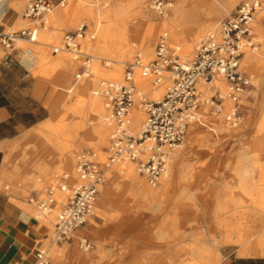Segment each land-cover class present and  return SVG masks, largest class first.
Masks as SVG:
<instances>
[{
    "label": "rangeland",
    "instance_id": "obj_1",
    "mask_svg": "<svg viewBox=\"0 0 264 264\" xmlns=\"http://www.w3.org/2000/svg\"><path fill=\"white\" fill-rule=\"evenodd\" d=\"M31 1L33 0H23L20 6L11 7L16 12L17 19L22 20L25 25L16 26L14 24V26H6L4 31L33 25L30 19L22 17L24 7ZM77 1L83 5L85 4V6L87 4L84 2L85 0ZM107 1L108 3H104V0H100L99 5L86 7L94 8L95 6L96 8L100 7L108 10L115 6H125L128 13L135 11V6L131 4L132 0ZM241 1L243 0H238L235 4L224 8L223 13L216 18V21L218 22L231 14ZM173 2H176V0H173ZM69 3L70 0H64L63 5L59 6L62 13L58 19H55L52 14L53 5L52 11L47 15L45 28L39 27L36 30V41H25V46L19 41L16 43V48L20 52H24L26 46L31 48L32 54L38 59V67L40 65L53 67V63L64 58H68L72 63V70H68L69 72L66 73L63 72L61 76L63 79L68 77L66 83L61 84L58 89L52 87L51 81L47 78L35 74L36 77L47 83L45 104L49 110V118L58 115L56 110L51 115L48 107V103L53 96V88L55 90L53 101L55 102L58 99V92L63 91L65 93L68 105L75 103L80 95V92H78V87L82 84L80 81L71 92L67 91L75 83L76 75L81 72L84 57H75L71 51L65 48L59 49L57 53H54L56 56H53V48L63 46L65 35H74L83 26L84 35L81 39L76 38V41L80 46V51L92 57L90 74L82 75V78L86 79L85 91L88 96L94 94L101 80H113L106 76L98 75L95 71L96 66L107 68L106 61L112 58L121 59L123 78L130 63L138 61L140 64H147L155 58L154 55L151 59L142 60L137 55L138 52H134L132 57L124 56L120 58L115 52L114 46L117 39L113 36L100 37L97 35L96 38L92 39L93 43L90 45V50L86 51L84 44L88 43L86 37L92 24H88L86 20H81V18L69 20L63 13L68 8ZM144 4L153 21L161 22L164 19L163 16L154 14L150 10L149 0H144ZM168 12L170 14V10ZM263 15L264 12L255 16L253 23V34L254 36L257 34L258 38L259 32L256 24L263 21ZM142 28L144 29L145 26L143 25ZM204 34L205 32H202V36L193 42L192 48L188 53H183L181 49L174 47L170 42L168 44L182 58L190 59L195 52L196 45ZM161 35L163 33L160 31L155 36V48ZM260 39H256L258 50L263 42ZM6 53L7 51L0 45V58ZM243 65L251 77L252 84L242 96L241 103L237 104L236 121H238V125L234 128H229L225 125L223 112H215L211 108L207 109L211 116L219 119L227 135H217L213 129L206 125H200L191 131L188 127L186 136L181 143L182 147H175V152L173 156L171 155L168 162V170L171 171L168 175L170 178L169 185H164L159 180V184L156 187L154 186L156 189H160V192L165 191V193L148 203L139 198L136 190L129 188L130 185L118 175V179L112 181L111 188L108 191L107 211L98 212L95 207L96 213L92 217L91 223L84 224L80 231H75L72 240L70 239L69 241L56 242L53 240V224L55 215H57L56 212L59 209L51 210L42 219L38 218L41 224L49 228L47 239L42 240L40 250L45 251V257L51 264H191L194 262L193 255L188 250L191 246L195 243L210 246L217 241H221L227 235L232 224L238 221V218L243 213L242 211L252 209L251 201L256 200L263 193L264 187V128L260 129L264 122L260 108V101L264 98V82L259 87V83L254 81L257 75L254 72V67L247 65L244 60ZM135 69H138V67ZM164 74L167 75V73ZM148 85L150 89L158 87L154 86L151 80ZM161 85L165 86V93L169 82L165 81ZM144 92L150 99L159 100L152 96L149 89L144 90ZM102 98L103 102H105L104 97ZM83 108L87 113L86 105ZM54 124L52 127H54ZM131 127L134 131L138 129L134 128L132 122ZM53 132L54 136L51 140L45 138L43 133H38V138H40V143H44L49 150L53 151L52 154H57L61 144L64 143V136L55 130ZM33 133L32 131L27 137ZM87 133V127L80 129L71 147L74 152L72 169L73 167L75 168V173L71 172L69 164L67 167L64 166L66 151L61 148L63 150L60 152L61 154L57 155L56 161L59 163L54 172L50 174L40 172L36 166L40 156H37L34 159V163L32 162L27 166L29 170L26 178L28 179L24 183L14 181L23 189L24 201L17 203L30 215L36 216L35 207L27 204V198L31 196V191L38 195H44L46 189L53 185L64 172L69 174V182L72 183L76 178L77 156L83 149H91L93 153H96L94 158L99 162L101 161V163L106 160L108 155L106 148L109 146L111 134H108L106 143H100L96 138L86 141ZM26 138H22L16 144H21ZM258 143L263 146V150H259L256 147ZM16 151L25 152L26 150L23 147H18ZM16 151L14 150V152ZM133 162L137 168L136 161ZM244 164H246L247 168V182L250 183L248 187L251 191L250 195L243 192L244 189L241 182V170H243L242 165ZM258 164L260 168H257L256 165ZM113 168L111 172L114 171ZM16 174V178H18L23 173L19 172ZM36 183L40 185H36ZM8 184L11 186L10 183ZM99 190L100 193L96 203L102 199V188L100 187ZM57 193L63 195L60 191H57ZM79 238H86L91 243L87 251L80 247ZM106 248L112 249L110 250L112 252L108 254ZM55 249L57 250L56 252H54ZM217 249L222 256V264L229 263L232 258L237 256L236 250L238 247L236 245L218 244ZM70 251L72 253H69ZM176 256H181V258Z\"/></svg>",
    "mask_w": 264,
    "mask_h": 264
},
{
    "label": "built area",
    "instance_id": "obj_2",
    "mask_svg": "<svg viewBox=\"0 0 264 264\" xmlns=\"http://www.w3.org/2000/svg\"><path fill=\"white\" fill-rule=\"evenodd\" d=\"M172 1L149 0V4L155 14L164 16ZM52 8L53 4L49 0H33L22 12L23 18L33 22L32 26L0 32V44L8 57L16 49L17 41H35L37 28H45L47 15ZM263 8L264 0L241 1L231 14L219 20L216 28L202 38L190 59L182 58L169 46L166 36L161 35L152 61L147 64L138 61L130 63L121 84L101 83L116 119L106 148V161H97L93 151L85 148L77 158L76 182L69 184L68 174L64 172L46 189L44 195H31L27 200L34 205L39 215L45 216L55 206L56 192L65 193L66 202L55 217L53 240L69 241L75 231L87 222L98 199L100 185L105 182L106 174L112 170L115 162L127 159L136 161L139 172L147 177L150 184L158 185L167 169L170 153L184 140L200 105L221 111L224 95L214 84L219 76L230 85L229 97L234 101V112L228 120L236 122L237 104L241 103V96L252 84L243 58L248 49L254 50L256 47L253 23L256 14ZM82 35L83 26L76 34L65 35L63 46L54 47L52 52L57 53L59 49L65 48L78 57L83 56L84 64L79 74L88 75L92 57L81 52L76 41ZM136 67L155 86L169 82L161 100H152L140 91L134 76ZM136 102L146 114V120L138 132L133 131L129 118L130 109ZM146 149L148 154L143 157L142 151ZM79 243L83 249L91 245L87 239H79ZM37 256L39 264L49 263L43 251H38Z\"/></svg>",
    "mask_w": 264,
    "mask_h": 264
},
{
    "label": "bare ground",
    "instance_id": "obj_3",
    "mask_svg": "<svg viewBox=\"0 0 264 264\" xmlns=\"http://www.w3.org/2000/svg\"><path fill=\"white\" fill-rule=\"evenodd\" d=\"M22 1L23 0H14L10 2V5L11 7H18L22 3ZM99 1L100 0H85L84 2L87 3L86 6H93L99 5ZM237 1L238 0H176V2L172 1L171 5L168 6L167 11L163 16L164 19L161 22H156L151 19L148 11L146 10L144 0L131 1V4L135 6V11L133 13H128L125 6H115L108 10H104L100 7L96 8L95 6L94 8L86 7L85 4L83 5L77 0H70L68 8L64 10L63 13H65L69 20L81 18V20H86L88 24H92L90 32L86 37L88 39V43L86 45L84 44V49L86 51L90 50V45L91 43H93L92 39L96 38L97 35H99L100 37L113 36L117 39L114 46L115 52L120 58L124 56L132 57L134 52H138L137 55L140 56L142 60H145L154 57V40L155 36L160 31L163 33V35L166 36V38H168V42H170L171 45H174V47L181 49L183 53L190 52L193 42L200 38V36H202V32H205V34L203 35L204 37L208 32L216 28V18L223 13V9L235 4ZM104 3H108V1L104 0ZM62 5L63 4H60L53 8L54 10L52 14L55 19H58L61 15L62 10H60L59 6ZM150 10L155 14V12L151 8ZM169 10L170 14L168 12ZM262 12H264V8L258 11L256 16ZM18 19H16L14 23L16 26L24 24L22 20ZM262 20L264 21V15L262 17ZM263 21L256 24L257 30L259 32V38L257 34L254 36L255 39H262V46L258 50L256 41V47L254 48V50L248 49L243 58L244 62H246L247 65L254 67V72L257 74L256 79L254 81L259 83V87L264 82ZM143 25L145 26V28L141 29ZM99 28L101 29L98 30ZM82 37L83 35L78 36L77 38L81 39ZM25 41L27 40H19V42H21V44L24 46L26 43ZM200 41L198 42L195 48L198 47ZM72 55L76 57L75 53H73ZM105 63L108 66L107 68L96 66L95 71L98 75L106 76L113 80H101L98 84V88L95 89L94 94L88 96L85 91L86 79H83L82 74L78 73L76 77L77 79H79L71 85V88L67 92H71L72 89L75 88L77 83L80 81V83L82 84H80V86L78 87V92H80L79 98L72 105H68L65 93L63 91L58 92V99L56 100V102L54 101L52 107V110H54V112L55 110L58 111V115L56 117H51L48 122L44 123L36 129L37 133L44 132L48 140H51L53 138L54 130L63 134L64 143L61 144L60 147L66 151V160H64L65 162L63 164L66 167L69 164V168H71L72 173H75V168L73 167L72 169L74 152L71 147L73 145L74 138L77 133H79L80 129H84L86 127L88 128L86 141H88L89 139L91 140L92 138H96L100 141V143H106L108 134H112L116 126V119L112 114L111 108L107 101V97L102 91L101 83L113 82L121 84L124 82L125 73L124 77L122 78V66L120 64L122 63L121 59L112 58L109 61H106ZM53 65V67L48 66V68L46 67L45 70L36 71V73L50 80L53 83L54 87L58 89L61 87V84L66 83L68 79V77L66 79L61 78L62 75L60 73L69 72L70 70H72L73 67L72 63L70 62V60H68V58H64L58 62H55L53 63ZM55 70H58V72L60 73H57ZM134 76L136 84L139 87L140 91H142V93L146 94L144 90L149 89V92L155 99L161 100L163 98L162 96L164 93L165 86L156 85L158 87H153L150 89L148 85V83L150 82V78L143 77L140 73V70L138 69H135ZM214 84L224 95L222 109L219 112H223L224 114L223 118L225 125L229 128H234L238 125V121L233 122L228 120V117L232 116L234 112V101L231 97H229V93L231 91L230 85L221 76L217 78ZM102 97H104L105 102H103ZM85 105L87 107V113L84 111L83 108V106ZM209 108L210 107H208L207 105H200L199 109L194 113V119L191 120L188 126L190 131L195 130L200 125H206L210 129H213V131H215L214 133L217 135H227L226 130L220 124L219 119L214 118L208 113L207 109ZM260 108L262 110V118L264 119V98L260 101ZM129 118L134 128H138L136 131H133L138 132L141 129L143 122L146 120L145 111L139 104V102H136V104L130 109ZM53 123H55L54 127H52ZM262 128H264V122L262 123L260 129ZM177 147H182V144H179ZM256 147H258L259 150H263V146L260 143H258ZM164 149L166 152H168L167 147H165ZM174 152L175 148L170 153V157L171 155L173 156ZM94 154L96 155V153ZM147 154V149L142 151L143 157H145ZM105 161H103L102 163H104ZM244 165H242L243 170H241V182L244 189L243 192L247 195H250L251 191L248 189L250 183L247 182V168L246 164ZM256 166L257 168H260L259 164ZM112 167H114V171H108L105 178V184L100 185V187L102 188V199H100L98 203L94 204L92 214L88 216L87 221L91 222V219L93 216H95L97 209L98 212L107 211L108 191L111 188L112 181L118 179V175H120L122 180H125V182L130 185L129 188L136 190V194L139 198L145 200L148 203L165 193V191L160 192V189H156V185L154 187V185L150 184L147 177L139 172L138 167L136 168L134 166L133 160H119L115 162ZM170 173L171 171L168 170L167 165V169L160 178V182L164 183V185H169L170 178L168 175ZM77 179L78 174L76 172V178L72 183L76 182ZM146 179L149 183H146ZM68 183L71 184L69 182V174ZM36 185L40 184L36 183ZM61 193L63 195L56 192L57 200L55 206H53L49 210V212H51V210L55 211L59 209L56 212L57 214L62 209L63 204L66 202V195L64 192ZM251 203L253 206L252 209L250 208L248 210L242 211L243 213L238 218V221L235 224H232L230 230H228L227 232V235L222 238L221 241H217L215 244H211L210 246H207L202 243H195L193 246H189V253L193 255L194 258V262H192L191 264H221L222 256L217 249L218 244L236 245L238 247V253L240 255L260 254L264 250V187L263 193L258 196L256 200L251 201ZM47 214L45 216L39 215L36 211L35 217L42 219L46 217ZM77 231H80V229L76 230V232ZM79 239L83 240L86 238ZM84 250L87 251L88 248H85ZM56 251L57 250L55 249L54 252ZM43 252L45 253V251ZM178 257L181 258V256Z\"/></svg>",
    "mask_w": 264,
    "mask_h": 264
},
{
    "label": "crops",
    "instance_id": "obj_4",
    "mask_svg": "<svg viewBox=\"0 0 264 264\" xmlns=\"http://www.w3.org/2000/svg\"><path fill=\"white\" fill-rule=\"evenodd\" d=\"M49 1L55 7L63 4L64 0ZM10 2L0 0V32L6 26H12L17 19ZM53 56L56 55L53 53ZM46 67H38V59L27 46L24 52L16 48L9 57L5 54L0 58V264H38L37 252L41 251L42 240L47 239L49 232V228L41 224L37 217L18 205L17 202L24 201L23 189L14 182L24 183L28 179L27 166L34 163L37 156H40L36 162L40 172H54L59 163L57 155L63 150L60 148L57 154H52V150L40 143L36 132L52 117L49 118L45 104L47 83L35 76L38 75L36 71ZM52 91L54 96V88ZM53 96L48 103L51 115L54 112ZM32 131L34 133L27 137ZM43 136L46 138L44 132ZM24 137L27 138L17 145ZM18 147L26 151H16ZM19 172L23 174L16 178ZM36 194L34 191L30 193L32 196ZM27 204L31 205L28 201ZM106 249L108 254L112 252V249ZM236 254L227 264H264V250L260 254L240 255L237 249Z\"/></svg>",
    "mask_w": 264,
    "mask_h": 264
}]
</instances>
